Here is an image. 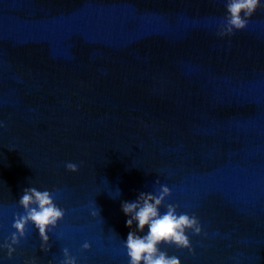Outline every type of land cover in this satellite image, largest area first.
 <instances>
[{"label": "water", "instance_id": "1", "mask_svg": "<svg viewBox=\"0 0 264 264\" xmlns=\"http://www.w3.org/2000/svg\"><path fill=\"white\" fill-rule=\"evenodd\" d=\"M224 5L0 0V242L25 187L66 209L47 252L29 225L4 264H59L63 247L79 264H127L121 201L157 179L207 233L170 255L264 264V8L220 37Z\"/></svg>", "mask_w": 264, "mask_h": 264}, {"label": "clouds", "instance_id": "2", "mask_svg": "<svg viewBox=\"0 0 264 264\" xmlns=\"http://www.w3.org/2000/svg\"><path fill=\"white\" fill-rule=\"evenodd\" d=\"M225 14L218 25L217 35L230 36L237 30L245 29L254 13L264 8V0H225ZM5 127L0 120V128ZM67 170L76 172L79 165L72 161L65 162ZM158 187L154 191H139L133 200H122L121 210L126 216L125 225L129 228L126 238L122 239L128 257L127 264H183L180 256L169 254L167 248L175 246L188 249L194 253L191 236L207 235L199 216L195 212L178 211L177 203L166 202L172 189L167 184L156 180ZM113 197L120 195L115 190ZM22 212H16L9 235L0 242V264L4 259H11L17 251V245L28 235L29 225L34 226L40 238L39 247L47 252L50 247V232L58 227L66 214V209L56 202L53 189H43L28 186L23 189L18 199ZM164 209L163 211L161 209ZM91 215L99 216L96 207L91 209ZM92 244L85 241L82 249H90ZM6 250V251H4ZM63 258L59 264H79L76 255L68 247L62 249ZM24 264H37L36 258L25 260ZM49 264H55L49 260Z\"/></svg>", "mask_w": 264, "mask_h": 264}]
</instances>
